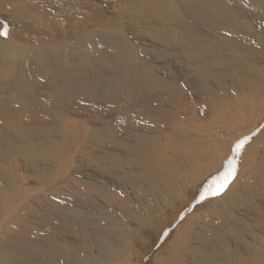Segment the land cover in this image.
I'll return each mask as SVG.
<instances>
[{
    "label": "bare ground",
    "instance_id": "obj_1",
    "mask_svg": "<svg viewBox=\"0 0 264 264\" xmlns=\"http://www.w3.org/2000/svg\"><path fill=\"white\" fill-rule=\"evenodd\" d=\"M4 1L0 0V3ZM26 2L32 4L30 0ZM128 7L124 3V10ZM231 17L237 16L231 14ZM261 27H252L251 34L234 43L237 48L242 47L238 52L248 48L243 54L247 59L241 68L243 82L240 84L229 76L227 82L218 79L216 84L222 97L214 90L200 93L197 84L207 82L204 68L224 65L225 70L230 71L238 66V59L222 52L218 54L223 61L208 59L200 53L197 45L184 48L164 40L161 33L143 36L134 26L135 39H142L144 44L143 50L132 58L133 65L144 68L139 79L132 69L126 68V55L122 49L116 58L100 50L108 68L97 76L85 72L86 63L80 49L72 50L71 58L57 49L55 56L58 59L54 61L59 63L53 65L52 72L43 79L36 78L34 92L24 94V100L29 99L28 110L32 118L51 114L48 125L38 129L41 134L33 139L25 130L11 129L0 123V145L15 148L7 153L11 161L8 166L0 167V264H140L142 252L133 248L134 239L142 238L146 247L150 233L174 222V231L164 248L151 256L147 264H264V183H243L235 176L226 188L227 201L219 197L204 202L193 213H185L191 206L193 195L205 187L212 174L221 171V167L223 170L224 166L219 165L227 156V148L232 147L234 139L231 134L238 138L252 130L243 121L238 123L239 115H260L258 119L264 120V49L260 53L252 48L255 45L252 43L264 47V26ZM10 40L11 33L7 42H0L1 57L16 59L12 64L19 69H15V81L29 72L37 74L44 67L43 57L33 59L28 43ZM146 41L154 49H148ZM111 42L107 40L105 44ZM94 50L92 46L89 51ZM27 53L29 59L22 61ZM170 53L183 61H198L200 66L189 92L192 108L188 116L174 96V80L169 84L161 79L166 74L160 69V61ZM224 54L227 56L225 60ZM21 67L25 68L26 74ZM4 82L5 79L1 80L0 86ZM230 85L234 86V91ZM75 90L91 95L84 104L89 105L86 111L90 120L85 121L84 128L77 121L62 127L60 123L69 112L61 95L63 92L72 95ZM210 93L217 98L239 94L244 100L227 109H234L230 118L224 116L227 106H222L220 115L215 118L214 114L201 108L202 103L209 101L203 99L204 96ZM48 96H55L56 100L48 101ZM157 99L159 101L154 103ZM21 100V97L10 99L9 105L0 106V114L9 113L7 117L27 114ZM260 104L262 106H258ZM215 106L219 108L218 104ZM252 119L256 120L253 117L249 121ZM168 123H175L179 128L175 126L173 132L160 134L168 129ZM73 127L80 129L79 135L72 133ZM260 155L264 156V149L254 154L251 160L255 162ZM5 159L3 156L0 162ZM244 162L246 158L240 159L238 164ZM12 164L16 167L12 168ZM76 164L78 167L74 168ZM256 169L264 175V166H255ZM72 171L80 176L72 178ZM92 176L96 177L89 184ZM23 182L28 184L25 190L21 187ZM247 186L257 194L248 205L245 204L247 191L243 194L231 191L244 190ZM38 190L29 199H36L37 195L44 193L42 204L57 214L59 224L62 217L81 219L73 224L74 238L66 239L63 244L58 245L57 235L68 229L57 233H52L53 228L48 231L51 235L48 243L57 245L49 252L43 245L31 251L21 248L25 239L35 237L33 234L28 236L25 229L28 222L18 225L23 224L19 219L27 217L20 213L28 210L30 201L26 202L25 198L29 191ZM230 200H233L232 204ZM224 203L226 207H219ZM111 215L118 219H111ZM135 220L140 222L138 228L132 227ZM13 223L18 230L10 228ZM111 227H122L124 236L120 237V244L114 241L115 235L119 236V229ZM2 241H9L10 245H2ZM27 258L36 261L24 262Z\"/></svg>",
    "mask_w": 264,
    "mask_h": 264
},
{
    "label": "rangeland",
    "instance_id": "obj_2",
    "mask_svg": "<svg viewBox=\"0 0 264 264\" xmlns=\"http://www.w3.org/2000/svg\"><path fill=\"white\" fill-rule=\"evenodd\" d=\"M30 1H32V4L27 3L26 0H5L4 3H0V9L3 10L0 11V42H7L11 33L10 42H16L19 40L21 43H28L31 49L29 52L30 56L33 59L36 56H42L44 67L37 74L29 72L27 75L19 77V81L16 82L15 69H19L17 65L14 67L12 66L16 59L8 57L2 58L1 56L3 51L0 48V82L5 79L4 85L0 86V106L9 105L10 99L21 97L22 100L20 103L23 105V109L27 110V114L23 113L22 116L14 114L12 117H7V115L9 116V113H7V115L0 114V123L6 124V126L11 129L25 130L33 136V139L41 134L38 129L48 125L51 114L47 113L44 116L32 118V113L28 110L29 99L27 97V100L25 101L24 94L34 92L37 88L36 78L41 77L43 79V77L52 72L53 65L59 63L58 60L57 62L54 61V59H58V57L55 56L57 49L59 52L65 53V56H68V58H71L70 56L72 55V50L80 49L83 53L82 59L86 63L85 72H90L94 76H97L100 72L108 68V63L104 60L100 50H102V52H106L107 56L116 58L122 49L126 55V68L132 69L135 77L139 79L144 71V68L139 65H133L132 58L143 50L144 44L142 39H135L136 36L133 32H135L134 26H136L141 30L143 36H148L149 34L157 32L163 34L164 40L170 41L184 48H191L197 45L200 53L208 59L223 61V57L218 54L220 52L237 58L239 61L238 66L232 68L230 71L225 70L224 65H222L221 68H216L213 65H210L209 68H204L207 82L198 83L196 87L197 90L200 93L212 90L219 93L218 85L216 84L218 79H222L224 82H227L226 77L229 76L231 79L239 81L240 84L243 82L241 68L244 62H247V59L243 58V54L248 48H246L243 52H238V50L242 47L237 48L234 43L237 42L238 38L251 34L253 32L252 27L260 29L262 28L261 26H264V0H86V2H84L85 0ZM124 3H127L129 6L126 10H124ZM125 12L126 14H123ZM231 14H234L237 17L232 18ZM120 15H123L124 17H121ZM24 19H27V21ZM145 22L150 24L152 27L146 25ZM5 31L7 32V36L2 34ZM262 39L264 40V35H262ZM107 40L112 42L106 45L105 42ZM245 40H247V37H245ZM252 44H255L252 48L262 53L264 49L263 45L259 43ZM145 45L148 49H154L153 45L149 44V41H146ZM92 46H94L95 50L90 52L89 50ZM29 53L25 55L22 61H24L25 58L29 59ZM44 53L46 54V57L43 56ZM226 54H224V60L227 57ZM72 59L76 60V58ZM49 61L51 62L49 63ZM65 66L67 67V63ZM199 68L200 66L198 61H183L181 58L175 57L171 53L163 56L160 61V69L166 74V76H161V79L169 84H171L172 80H174V85L172 86L173 93L180 103V108L187 114L186 116H188L191 112L192 104L189 92L192 90L193 85L196 82V75ZM21 70L23 74H26L25 68L21 67ZM230 87L234 91V86L230 85ZM247 92L249 93V90ZM211 93L209 94L211 97H209V95L206 97L204 96L203 99H207L209 101L202 103L201 108L203 111L214 114L215 118L220 115V109L222 106H227L224 110V116L230 118L234 109L231 111H227V109L242 103L241 101L244 100L239 94H226L223 98H217L214 96L212 97ZM215 94L217 95V93ZM219 94L218 96L222 97L223 94ZM61 96L69 114H67V116L61 121L60 126L66 127L71 124V122L77 121L79 126L84 128L85 121L90 120L86 111V108L88 109L89 105L84 104L87 102L88 96L91 95L85 91L75 90L72 95H68L66 92H63ZM47 99L48 101H51L52 99L53 102L56 100V97L48 96ZM201 99L202 98H200V101H202ZM158 101L159 100L157 99L153 102L157 103ZM216 103L219 105V108L215 106L217 105ZM258 106H262V104ZM262 114L263 113H261V115ZM252 116L256 119L255 121L253 119L249 121V118H253ZM259 116L260 115L256 116L249 113L239 115L238 123L243 121L246 127L252 128V130L246 134L244 133L242 135L243 138H237L235 134H231L234 139V141H232V147L227 148V156L221 160L219 165L224 166L223 170L221 167V171L212 174V178H210L211 180L207 181L205 187H203V189L201 188L193 195L191 206L185 213H193L199 210V207L204 204V202L212 201L219 197H222L224 202L227 201L225 196L226 189L220 195L208 196L203 200H201V195L214 180L218 177H222L224 173L229 170L230 162H234L235 167V175L233 178L235 176L239 177L240 181L243 183H264V175L262 174V171L258 169L254 170L255 166H264V156L260 155L255 162L251 160L254 154L261 152L264 149V120L258 119ZM153 117L156 118L155 116ZM163 122L166 121L164 120ZM168 125V129L162 133H160V128H158L159 133L167 134L173 132L175 126L179 128V125L175 123H168ZM202 131L205 133V129H202ZM72 133L79 135L80 129L73 127ZM213 138L214 137H211L212 140ZM244 140H247V142L244 143L240 151L237 152L236 145ZM14 149L15 148H4L0 145V159L3 156H6L5 161L0 162V167L8 166L7 164L11 161L9 160L7 153L13 151ZM242 158H246V162H244V164H238L239 160ZM15 167L16 166L12 164V168ZM77 167L78 165L76 164L74 168ZM80 167L82 168V165H80ZM247 170H250V173H247ZM77 176L80 175H75L72 171V178ZM94 177L96 176L91 177L89 184L93 181ZM21 185L23 190L28 187V184L25 182ZM244 188V190L235 189L231 191H239L240 194L247 191V201L245 204L248 205L251 200H254V198L257 197V194L256 191L251 189L249 186ZM38 192L39 190L33 193L29 191L27 198H25L27 199L26 202L30 201L27 207L28 210H23L20 213L26 215L28 218L25 217L23 220L19 219L23 222V224L18 225H24L25 222H28L27 227L25 228L27 233H29L28 236L33 234L35 237L33 240H31L32 236L25 239L21 248L23 251H31L43 245L46 247L47 252H49L50 250H54L57 245L53 246L48 243L51 237L48 231H51L53 228L54 231L52 230V233H57L68 229L66 230V233L63 234L60 232L57 235L59 237L58 245L63 244L66 242V239L68 240L69 238H74L73 224L76 222L75 220L79 221L81 219L70 218L69 216L62 217L60 222L63 224H59L57 214H55L51 208H45V205L42 204L41 200L44 198V193L39 194L40 196H36V199L38 200L34 199L35 197L33 199H29ZM86 195L83 197L84 200L86 199ZM51 200L54 201L52 198ZM229 202L232 204L233 200H230ZM56 203L61 204L59 202ZM226 206L227 204L224 203V206L220 205L219 207ZM46 210L48 212H46ZM86 211H88V209ZM15 216L20 217V215ZM46 217L50 219H47ZM88 217H85V219ZM33 218L35 219V224H32L34 221ZM111 219L118 218H116L115 215H111ZM137 221L138 220H135L133 222L132 227L138 228L140 222ZM118 225L124 226L120 223ZM175 225L176 223L174 222L163 227L164 229H158L157 231L154 230L153 233H150V240L148 241V244H146V247L143 246V243L145 242L142 238L134 239L133 248L136 251L142 252V257H139L141 258L140 264H147L149 262L148 260H150L157 251L159 252L164 248V244L174 231ZM10 228L14 231L18 230L14 223L12 224V227L10 225ZM111 228L113 229L118 227ZM118 229L119 236L115 235L114 241L117 244H120L122 242L120 237H123L124 235L122 234V227H119ZM37 233L40 234L38 235ZM131 235H133V233H131ZM1 243L6 246L10 245L9 241H2ZM34 261L36 260L33 258H27L24 260V262Z\"/></svg>",
    "mask_w": 264,
    "mask_h": 264
},
{
    "label": "snow or ice",
    "instance_id": "obj_3",
    "mask_svg": "<svg viewBox=\"0 0 264 264\" xmlns=\"http://www.w3.org/2000/svg\"><path fill=\"white\" fill-rule=\"evenodd\" d=\"M3 35L7 36V32L5 31L2 33ZM247 140L241 141L236 145V151L239 152L241 147ZM235 175V167L234 162H230L229 164V171L225 172L222 177H218L216 180L209 185L208 188L205 189L204 193L201 195V200L207 198L208 196H217L220 195L231 182V179Z\"/></svg>",
    "mask_w": 264,
    "mask_h": 264
}]
</instances>
